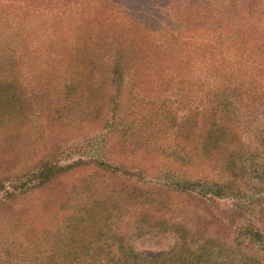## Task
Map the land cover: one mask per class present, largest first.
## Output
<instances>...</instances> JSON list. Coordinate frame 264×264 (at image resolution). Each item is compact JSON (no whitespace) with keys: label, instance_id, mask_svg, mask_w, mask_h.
I'll return each instance as SVG.
<instances>
[{"label":"trees","instance_id":"trees-1","mask_svg":"<svg viewBox=\"0 0 264 264\" xmlns=\"http://www.w3.org/2000/svg\"><path fill=\"white\" fill-rule=\"evenodd\" d=\"M263 1L152 0L153 8L138 14L115 8L106 0H0V116L10 118L5 124L0 123L1 141L26 129L27 114L32 116L37 111L32 106L33 94H27L20 79L23 60L26 61L29 52L36 51L30 58L36 67L40 65L47 70L54 62L61 66L60 73L73 69L76 77H63V81L76 83L79 89L88 86L91 100L95 97L93 90L101 88V97L86 109L90 120L107 125L102 127V133L111 128L100 139L108 147L120 140L121 132L114 130L111 120L118 111L125 82L145 86L152 80L162 87L163 82L173 80L174 74L183 71L184 53H192L188 44L198 38V66L202 72L198 75V109L196 114L190 109L181 126L185 129L186 143L195 147L198 164L212 175L202 171L197 180L175 182L173 188L180 195L197 192L202 212H207L209 206L218 208L215 199L239 193L240 188L234 185L242 178L245 165H252L254 179L264 180L263 172L256 170L258 162L264 166V25L258 34L257 26L252 24L255 35L244 27L233 29L226 24L214 28L200 20L193 28L198 37L188 36L186 27L167 18L170 14L163 6L170 2L179 4L188 16L189 11L198 7V19L200 12L220 7L221 13L238 20L251 17L248 21L252 22ZM212 13L213 9L207 15ZM33 35L38 38V48L30 51ZM11 46L15 51L8 55L7 47ZM184 46L189 50L184 52ZM12 114L17 117L14 121ZM243 118L256 122L255 133L251 135L254 145L244 142L239 132L242 124L251 127ZM254 152L256 158L249 155ZM40 165L33 178L40 194L50 187L49 201L58 209L53 236L60 242L59 247L46 246L41 253L35 248L34 252L40 256L37 264H227L223 261H227L229 249L234 253L238 246L228 249L218 242V248L210 247L202 241L211 237L208 227L206 232V228L199 226L200 219L198 237L189 236L188 226L180 221L166 220L162 212L168 209L169 195L156 184L136 178L141 175L130 172L124 163L109 166L102 160H87L63 167ZM79 168L84 169L75 172ZM74 174L83 176L74 178ZM66 179L74 180L68 183L64 182ZM250 206L251 214L264 215V207ZM222 213L225 214L218 211ZM132 219L129 230L125 225ZM219 221L215 220L217 235L227 233L226 238H232L229 245L235 243L237 233L232 237L230 222L227 221L226 227ZM243 228L244 233L240 234L248 237L250 245H261L262 234L258 230ZM155 229L162 235L174 234L177 240L164 255L149 259L137 253L128 238L151 235ZM38 244L35 241L32 246ZM239 261L247 264L243 255ZM253 262L262 264L260 259H249L248 264Z\"/></svg>","mask_w":264,"mask_h":264},{"label":"rangeland","instance_id":"rangeland-1","mask_svg":"<svg viewBox=\"0 0 264 264\" xmlns=\"http://www.w3.org/2000/svg\"><path fill=\"white\" fill-rule=\"evenodd\" d=\"M106 1L115 8L136 11L138 14H145L154 6L152 0ZM261 3L259 13L253 15L252 22L248 21L251 17H241L244 19L238 20L232 15L221 13L220 7L210 9L208 6L207 11L200 12L199 19L198 7L189 11L190 16L186 15L187 11L183 7L174 2L166 3L163 8L170 14L167 17L169 20L186 27L188 36L198 37V31L194 32L193 28L198 26L200 20L214 28L224 27L226 24L233 29L244 27L256 35L257 33L251 30L252 24L257 26L258 34L264 25V1ZM212 9L213 16L207 15ZM27 28L31 30V27ZM37 39L36 35L31 36L30 51L38 48ZM197 41L198 38L193 43L189 41L191 44L188 46L192 53H184L183 71L180 70L177 76L174 74L171 77L173 80L163 82L162 87L152 80L145 86H134V83L128 80L125 82L122 97L117 103L118 111L111 120L114 130L119 129L121 132L118 135L120 140L108 147L100 139L102 134L111 131V128L104 129L102 133V127L107 125L90 120L87 111L88 105L101 97V88L93 90L95 97L91 100L88 86L79 89L76 83L63 81V77H76L73 69H63L64 71L60 73L61 66H56L54 62H51L47 70L40 65L36 67L30 61L36 51L31 54L27 50L29 53L26 61L23 60L21 68V86L28 95L33 94L32 106L37 111L33 112L32 116L27 114L26 129L20 130L17 135L15 132L7 140L0 139V264H37L36 260L40 256L34 252L35 248L41 253L47 249L46 246L53 249L59 247L60 241L53 236L57 224L54 216L58 209L49 201L52 195L48 191L50 187L45 189L43 195L40 194L38 192L40 190L36 189L37 180L33 176L42 163L63 167L87 160H102L109 166H120V163H124L130 172L141 175V177L136 175V178L159 186L170 198L168 209L162 212L165 219L178 220L184 226H188L186 232L189 236L198 237L200 219L199 226L206 228V232L208 227V236L211 237V240L204 237L202 241L208 243L210 247L215 245L218 248V242L228 249L229 246L238 244L234 253L229 249L230 255L224 254L229 256L224 263L241 264L238 260L243 255L247 258V264L249 259L253 261L260 259L264 264V215L259 213L255 216L249 212L251 204L257 205V208L264 207V180L254 179L252 165H245L242 178L234 185L240 188L239 193L235 191V195L231 194L229 198L215 199L218 208L209 206L207 212L200 211L202 206L198 204L197 192L189 191L183 195L174 192L175 182L195 181L202 171L206 175H212L209 169L198 164L195 147L189 142L186 143L183 138L185 129L181 126L182 121L190 114L189 110L196 114L198 109V75L202 72L198 66ZM7 48L8 55L12 54V50L15 51L14 46ZM186 50L189 49L184 46L183 51ZM251 78L255 79L253 75ZM111 95L117 97L113 92ZM59 98L60 103L55 107V102ZM43 106L50 109L39 110ZM10 117L12 121L17 118L15 114ZM3 118L0 116V123L3 124L10 119ZM243 121L250 123L251 127L242 124L239 128L242 139L254 145L251 135L256 129V122H251L247 118H243ZM132 122L135 124L132 125ZM103 144L106 152L103 151ZM249 155L254 158L257 156L256 152ZM262 164L258 162L256 165L259 167L256 170L262 171L264 175ZM82 169L84 168L76 169L75 172ZM78 175L74 174L73 177L83 176ZM73 180L66 179L64 182L72 183ZM34 209L36 211L33 212ZM218 211L225 214H218ZM215 220H220L219 222L226 227L227 221L230 222L232 237L237 233L233 238L237 240L235 243L231 242L229 245L228 242L232 241V238L227 239V233L217 235L219 230L216 228ZM133 221L134 219L125 225L129 230L133 226ZM243 227H254L258 230L262 234L261 245H250L247 242L248 237L243 238L240 234L244 233ZM152 232L146 236L130 235L128 242L132 243L140 255L157 259L164 255L177 239L174 234H159L157 229ZM35 241H39L38 247L32 246Z\"/></svg>","mask_w":264,"mask_h":264}]
</instances>
